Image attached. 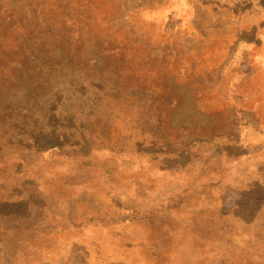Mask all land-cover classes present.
Returning <instances> with one entry per match:
<instances>
[{"label":"rangeland","instance_id":"obj_1","mask_svg":"<svg viewBox=\"0 0 264 264\" xmlns=\"http://www.w3.org/2000/svg\"><path fill=\"white\" fill-rule=\"evenodd\" d=\"M0 264H264V0H0Z\"/></svg>","mask_w":264,"mask_h":264}]
</instances>
